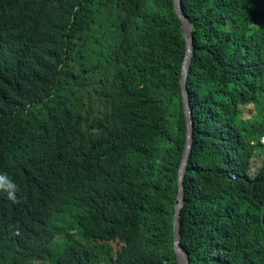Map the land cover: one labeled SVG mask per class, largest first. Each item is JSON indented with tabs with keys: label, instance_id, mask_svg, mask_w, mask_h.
Instances as JSON below:
<instances>
[{
	"label": "trees",
	"instance_id": "1",
	"mask_svg": "<svg viewBox=\"0 0 264 264\" xmlns=\"http://www.w3.org/2000/svg\"><path fill=\"white\" fill-rule=\"evenodd\" d=\"M182 6L180 245L264 264V0ZM185 50L173 0H0V264H177Z\"/></svg>",
	"mask_w": 264,
	"mask_h": 264
},
{
	"label": "water",
	"instance_id": "2",
	"mask_svg": "<svg viewBox=\"0 0 264 264\" xmlns=\"http://www.w3.org/2000/svg\"><path fill=\"white\" fill-rule=\"evenodd\" d=\"M175 12L181 21V29L186 42L185 57L181 71V91L184 103V113L186 119V144L183 153L182 161L179 167L178 173V193L175 203V213L173 221V250L177 264H190V260L185 250L180 245V219L182 217V209L185 203V174L188 167L189 157L192 151L193 145V133H194V121L192 115V109L190 105V97L188 91V77L191 68V61L194 55V37L192 24L185 14L182 6V0H173Z\"/></svg>",
	"mask_w": 264,
	"mask_h": 264
},
{
	"label": "clouds",
	"instance_id": "3",
	"mask_svg": "<svg viewBox=\"0 0 264 264\" xmlns=\"http://www.w3.org/2000/svg\"><path fill=\"white\" fill-rule=\"evenodd\" d=\"M17 185L8 178L5 174H0V193H4L7 196V199L13 203H18L17 199Z\"/></svg>",
	"mask_w": 264,
	"mask_h": 264
},
{
	"label": "built area",
	"instance_id": "4",
	"mask_svg": "<svg viewBox=\"0 0 264 264\" xmlns=\"http://www.w3.org/2000/svg\"><path fill=\"white\" fill-rule=\"evenodd\" d=\"M261 143L264 145V136L261 137Z\"/></svg>",
	"mask_w": 264,
	"mask_h": 264
}]
</instances>
